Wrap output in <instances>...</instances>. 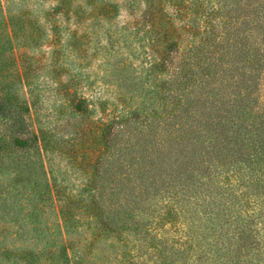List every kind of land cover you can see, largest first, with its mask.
Wrapping results in <instances>:
<instances>
[{"label":"trees","instance_id":"trees-1","mask_svg":"<svg viewBox=\"0 0 264 264\" xmlns=\"http://www.w3.org/2000/svg\"><path fill=\"white\" fill-rule=\"evenodd\" d=\"M55 1L52 11L45 14V22L56 31L55 12L79 24L81 15L86 14V20L98 14L110 18L119 7L111 0H80L73 5L72 0ZM142 1L146 6L138 14L136 0L126 3L131 13H136L135 23H143L139 31L142 28L150 39L147 76L155 71L165 72L156 83L160 105L151 107L149 112L126 107L124 94L117 92L113 96L119 104L117 111L106 120L93 121L91 129L87 124L82 131L103 142V146H94L92 139L86 138L82 144H73L82 146L84 168H92L86 186L94 185L104 160L106 174L114 180L113 184H105L110 185L104 191L106 198L92 199L86 204V211L97 217L103 230L115 232L118 239H124L122 230L132 235L123 241L126 251L102 253L97 260H115L105 264H264V106L261 111L254 109L252 92L259 67L264 64V0H239L244 5H257L251 6V11L259 20L251 25L244 18L234 44L228 43L234 33H216L213 40L217 42L210 44L212 48L204 46L209 35L215 33L210 18L221 13L223 0H215L214 5L209 4L210 0ZM87 6L89 11L85 13ZM0 14V79L10 80L13 85L6 82L3 95L12 99L22 121L16 124L19 130L0 129V153L11 147L12 140L18 146L14 151L24 152L31 147L38 154L53 148L63 150V146L51 142L46 129H31L30 106H35L37 97L34 95L29 101L24 96L29 91L18 92L15 86V81L31 84L37 69L43 67L39 58L26 53L29 45L38 43L32 28L39 27L31 23L26 11ZM160 17L168 24L162 30L157 26ZM174 19L181 24L172 26ZM183 33L193 39L181 50L179 39ZM84 37L86 32L77 35L75 31L71 45L88 60L85 49L80 48ZM54 38L51 45L57 36ZM59 51V46H54L51 52V73L59 70ZM236 52V65H241L236 73L215 77L214 73L227 65L225 53ZM185 53L197 57L201 53L199 59L207 61L205 72H200L202 76L193 78L187 74L192 64L185 58L181 65L177 62V57ZM223 79L230 82L228 87L223 85ZM77 82L78 78L71 76L59 81L55 91L70 96L73 111L87 118L89 101L76 95V90L71 91ZM12 123L9 121L8 127L14 126ZM112 128L121 133L117 149H108L105 141ZM108 152L114 154L110 160L105 158ZM4 157L1 154L0 159ZM63 201L59 213L64 222L75 223L73 202L68 197ZM166 221L179 227L168 232L162 229ZM0 228V256L4 258L15 254L24 264H39L38 256L43 253L45 264H59L60 259L63 263L71 261L70 251L76 257L73 264H97L87 259L95 236L80 237L74 232L60 235L46 246L54 247L43 252L45 247H37L36 243H2V235L7 233L2 225Z\"/></svg>","mask_w":264,"mask_h":264},{"label":"rangeland","instance_id":"rangeland-1","mask_svg":"<svg viewBox=\"0 0 264 264\" xmlns=\"http://www.w3.org/2000/svg\"><path fill=\"white\" fill-rule=\"evenodd\" d=\"M111 1L118 3L119 7L110 18L98 14L91 17L90 20H86L83 19L87 17L84 14L80 16L82 21L79 24L81 25L75 23L73 19L67 20L60 13H53L56 17L53 19L58 27L56 31L50 29L49 22H45L47 19L45 14L52 11L56 3L55 0H0V13L12 14L17 10L26 11L31 23L39 27L36 30L32 28L38 43L29 45L26 48V53L33 58H39L43 67L37 69L31 84L15 81V86L19 88L18 92L29 91L24 95L29 101L34 95L37 97L35 106H30L28 123H30L31 129L38 127L46 129L50 133L51 142L63 146V150L60 151L53 148L52 150H41L38 154L33 147L24 152L18 151L20 149L14 151L18 146L14 145L15 141L12 140L11 147H7L3 153H0V157L1 154L5 155L2 160L0 159V227L2 225V230L6 231L3 230V232L7 233L6 236L2 235V243L7 241V243L21 246L27 243L29 245L36 243L37 247L42 249L45 247L43 251L45 252L54 247L46 246L53 243L52 240L60 235L65 237L74 232L80 237L81 235L95 236L93 251L87 255V259L97 264H105L107 260L115 262L111 258L97 260L102 253L111 255L115 250L117 253L127 250L123 246V241L132 238L128 231L122 230L121 235L124 239H118L115 232L103 230L97 217L86 211V204L92 199L106 198L104 191L110 185L105 184L114 182L113 178L106 174V170H108L105 169L106 161L102 162L99 174L95 176L97 180L94 185L86 186L88 173H92V168H84L82 146H73V144H82L81 141H85L86 138L92 139L94 146H103V142H97L92 136L85 135L82 131L87 124L91 129L95 125L93 121L106 120V117H110L112 112L117 111L119 104L113 100V96H116L117 92L124 94L126 101L123 105L126 107H138L139 110L144 109L149 112L151 107L159 106L160 99L156 93V89H158L156 83L164 77L165 72L155 71L147 76L148 55L151 53L150 39L148 34L141 31L142 28L140 31L138 29L143 26V23H135V14L145 8V2L136 0L137 12L133 14L129 10L126 0ZM75 2L81 1L72 0L71 5ZM223 2L225 7L221 13L211 15L210 19L213 22L215 33L209 35V41L207 38V43L204 45L206 48H212L213 45L210 46V44L217 42L213 40L215 34H220L225 30L234 33L228 42L234 44V40L239 38L237 33L243 27L240 22L244 18L251 21V25L259 20L251 11V6L255 8L257 5H244V1L239 0H223ZM215 3V0L209 2L212 5ZM165 7L171 11L170 7ZM88 11L89 6L86 7L85 13ZM203 18L204 16L199 18L200 23ZM158 21L157 26L161 30L168 25L163 22L162 17ZM172 24V26L179 25L181 21L174 19ZM75 31L77 35L83 32L87 34V37L83 38L84 44L80 48L85 49L88 60L81 57L82 54L76 50V47L72 48L71 35ZM56 36V40L51 45ZM192 39L190 34L183 33L179 39L180 49L182 50V46L186 43L191 44ZM235 45L236 48L239 47L237 42ZM54 46H59L60 50L57 63L59 70L51 73L49 62L52 59L51 52ZM228 53L224 55V62L227 65L222 67V71L215 72V77H220L223 73L226 75L231 72L236 73L235 69L241 66L240 64L236 65L238 52ZM200 55L201 53L197 57L185 53L183 57H177V62H180L181 65L185 58L186 62L192 64V70L187 74L197 78L202 76L200 72H205L204 67L207 62L204 59L200 60ZM259 69L258 78L252 86L256 111H261L264 106V64ZM207 70L209 69L207 68ZM212 71L213 69L210 67V72L212 73ZM71 76L78 78L77 84L72 86L71 91L76 90V95L89 101L90 112L87 118L77 111H73L70 96L64 94L63 91H55L59 81H67ZM154 76L155 79L152 78ZM6 82L11 84L10 80L0 79V129H6L9 132L12 129L13 131L19 130L16 128L18 127L16 124H22V121L18 119V108L14 106L12 99H5L3 95L5 89L3 86ZM229 83L223 79L224 86ZM11 86L13 85L11 84ZM9 121H13L12 124H14V126L11 125V128L8 127L11 124ZM21 132H24V128ZM120 137L121 133L117 128L116 130L112 128L111 134L105 139L109 145L108 149H117L115 145ZM6 140H9V137H6ZM105 156L110 160L114 154L108 152ZM67 197L75 206V208L72 207V211L74 217L77 218V221L71 224L64 222L58 210V207L64 203L63 199ZM171 224L169 221L163 222L162 229L172 232L179 227L176 223ZM68 255L71 257V261L63 263L60 259L59 264H73L75 255H72L70 251H68ZM38 263H46L43 253L38 256ZM0 264H24V262L22 259H17L15 254H11L5 258L0 256Z\"/></svg>","mask_w":264,"mask_h":264}]
</instances>
